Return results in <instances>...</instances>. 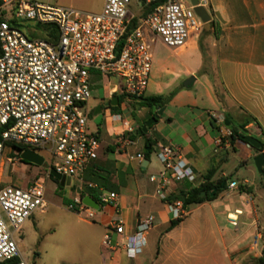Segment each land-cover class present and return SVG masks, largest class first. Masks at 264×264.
I'll return each instance as SVG.
<instances>
[{"label": "built area", "instance_id": "2783aa9c", "mask_svg": "<svg viewBox=\"0 0 264 264\" xmlns=\"http://www.w3.org/2000/svg\"><path fill=\"white\" fill-rule=\"evenodd\" d=\"M197 2L204 7L207 0ZM193 8L189 0H104L101 11L92 14L42 0H0V263L29 264L15 237L35 212L42 213L47 206L45 187L39 180L15 187L4 181V167L13 170L23 163L20 156L25 151L44 159L43 153L50 158L48 176L53 170L76 180L81 188L84 173L100 150L98 130L89 131L84 111L97 85L92 77L117 82L109 89L110 97L120 94L125 101L142 97L151 73V44L158 39L172 51L185 47L202 28ZM208 115L217 132L213 152L232 149L236 140L232 141L234 134L225 124L224 113L210 111ZM112 118L122 122L123 134L135 131L121 115ZM244 131L263 140L254 123ZM125 140L133 144L130 138ZM157 150L162 168L149 182L155 184L154 193L162 197L172 220L183 219L187 207L181 200H168L166 187L194 183L197 176L172 148L158 145ZM132 159L140 163L143 156ZM236 186V182L229 184L231 189ZM99 192V210L84 205L79 195L67 210L93 221L96 211L113 207L115 214L102 245L109 247L113 233L121 238L128 257H136L146 246L154 217L139 218L133 231L125 234L117 213L118 195ZM229 221L236 226V219ZM259 244L264 246V233L254 234L252 247Z\"/></svg>", "mask_w": 264, "mask_h": 264}, {"label": "crops", "instance_id": "0c3cea01", "mask_svg": "<svg viewBox=\"0 0 264 264\" xmlns=\"http://www.w3.org/2000/svg\"><path fill=\"white\" fill-rule=\"evenodd\" d=\"M204 8L211 17L208 31L201 37H191L185 47L175 50H189L191 55L170 67L173 75L167 71H158V76L150 73L143 96L170 98L147 133L128 145L125 128L112 114L107 125L97 128L100 150L95 165L99 173L109 174V185L116 190L117 213L124 222L125 234L133 231L139 218L150 214L155 219L146 246L134 258L128 257L121 238L113 233L109 247L102 245L115 214L113 207L103 208L93 222L82 219L87 227L86 240L92 237L101 264H255L261 256L263 245L254 248L252 241L255 233H264V189L260 181L263 193H254V184L248 178L254 179V159L259 154L241 140H236L227 152L214 153L217 132L208 112H223L235 127L254 123L264 142V0H207ZM180 77H194L195 81L184 88ZM98 79L92 77L94 83ZM109 93L106 100L112 98ZM158 110L138 108L125 121L130 128L141 129ZM147 142L152 149L146 159ZM158 145L172 148L197 176L194 183L169 184L168 200L178 191L199 188L212 169L211 183L227 178L229 153L235 160L234 167L241 168L235 170L237 175L245 172L248 176L241 182L227 181L215 200L196 205L205 213L193 215L188 206L182 222L166 232L171 214L162 197L155 195V184L149 182L162 168ZM137 154L143 156L140 163L132 159ZM231 182L237 183L233 189L229 188ZM229 218L236 219V226Z\"/></svg>", "mask_w": 264, "mask_h": 264}, {"label": "rangeland", "instance_id": "374dc122", "mask_svg": "<svg viewBox=\"0 0 264 264\" xmlns=\"http://www.w3.org/2000/svg\"><path fill=\"white\" fill-rule=\"evenodd\" d=\"M42 2L56 3L59 6L71 7L81 12L97 14L101 11L104 0H42ZM202 32L203 25L197 37L202 36ZM151 52V74L155 76H158V71H167V74L171 71V66L176 67L179 61H183L191 55L189 50L183 53L173 52L158 39H154L151 44ZM173 73L175 74V72ZM170 75L173 74L170 72ZM168 78L170 79V77ZM180 78V83L186 80L184 77ZM98 80L100 81L92 88L91 97L85 103L84 108L85 113L88 115V129L90 132L97 131L98 126L107 125L110 121L111 112L109 109L102 107V113L97 116L93 115V111L98 105H103L109 101L106 100V94L111 87L117 84L116 81L107 78H99ZM120 110L122 119L126 120L127 116L136 114L138 107L136 103L129 100L120 105ZM118 123L122 124V122ZM40 154L45 159L42 167L26 163L16 165L13 170L7 166L4 167V181L6 183L22 188L35 180H39L45 187L47 206L44 212H35L24 223L21 234L15 237L22 247L23 258L29 264H101L97 257L96 248L91 243L92 237L90 236L89 241L86 240L87 227L82 222L84 218L67 210V205L64 203V200L71 201L77 195L76 189L80 188L78 182L73 181L75 189L64 187L60 190L47 174L50 162L49 156L43 153ZM234 164L235 160L231 158L229 153V159L225 167L228 173V181L241 182L248 175L245 172L237 175L235 170L241 168L234 167ZM254 173L253 180L249 176L248 178L254 184V193L261 194L263 193L260 188L261 177L257 170ZM258 202L261 201L258 200ZM189 209L193 211V215L205 213L204 210H197L196 205L189 206ZM98 213V211L95 212L96 215ZM95 220L96 218L93 221ZM224 225L231 228L226 223ZM155 253L156 248L154 247L153 255Z\"/></svg>", "mask_w": 264, "mask_h": 264}, {"label": "trees", "instance_id": "16d2710c", "mask_svg": "<svg viewBox=\"0 0 264 264\" xmlns=\"http://www.w3.org/2000/svg\"><path fill=\"white\" fill-rule=\"evenodd\" d=\"M147 12H148V9L143 12V15L146 14ZM42 29L48 30L49 28L42 27ZM202 34H205V32L203 31ZM198 47L201 50V39L200 38L198 39ZM115 96H117L118 98V106L108 108L112 115L121 114L120 105L125 102V98L122 95L116 94ZM169 98L170 97H164L160 95L159 96H142L139 98H133L131 99V101L136 103L138 108L161 109L169 101ZM225 124L226 126L230 127L233 131V134H234V137L232 138L233 142L235 140H242V138L248 134L247 131H244L245 126H238V127L232 126L230 122L227 121V119H226ZM138 130H140V127L131 133H125L124 136L133 140L139 136L145 135L143 133L141 135H138L137 133ZM259 141L261 143V147L259 149H254L252 147L250 148L255 154H264V142L261 139H259ZM151 149H152V145L149 142H147L146 151L144 152L146 159L148 158ZM95 162L84 173V176H83L84 185L80 188L81 194L79 195V197L82 199L84 196H90L101 206L99 198H98L100 194L99 189H102L104 191H110V192H115L116 190H114L109 185V181H108L109 174L104 171L102 173L101 172L99 173V169L95 165ZM214 172H215V169H212L204 175L203 178L205 180V183H203L199 188L190 189L188 191H182V190L178 191L177 194L171 198V200H181L186 207L191 206V205H199L204 202H210V201L215 200L218 194L226 188V185H225L222 190L219 189V187L224 182L226 183L228 181V178H221L216 183H211L210 180ZM260 177H261V185H262V188L264 189V167L262 169V174L260 175ZM49 178L54 183H56L57 187L60 190H62V188L59 186V183L56 179L52 178L50 175H49ZM88 184H93L96 186V188H89ZM214 187L218 188V191L215 192V194L211 197L209 193L212 191ZM73 189H75V187H73ZM202 193H205V195L201 196ZM70 202L71 201L64 200V203L66 205H68ZM182 220L183 219L171 220L166 229V232L175 228L180 222H182ZM255 262H256L255 264H264V246L261 250V256ZM0 264H8V263H0Z\"/></svg>", "mask_w": 264, "mask_h": 264}, {"label": "water", "instance_id": "95a60500", "mask_svg": "<svg viewBox=\"0 0 264 264\" xmlns=\"http://www.w3.org/2000/svg\"><path fill=\"white\" fill-rule=\"evenodd\" d=\"M189 2L194 7L193 10L203 25V31L207 32L208 29L210 28V23H211V17L208 11L203 6H199L197 0H189ZM194 81H195L194 77H189L188 79L184 81L183 87L184 88L191 87ZM117 106H118V98L117 96H113L109 101L105 102L103 105H98L94 109L93 115L94 116L100 115L102 113V107H104L105 109H108L110 107H117ZM163 111H164V108L158 110L157 113L151 119H149L140 130L137 131L138 135H141L142 133L146 134L148 131V128L158 120V118L161 116ZM241 141L246 143L247 145H249L250 147L254 149H259L261 147L260 141L252 136H244ZM20 158L24 163L31 164L37 167H42L44 164V159L40 155L34 152H31V151L23 152ZM145 164H146V161L142 163V165H145ZM254 165H255L257 172L261 175L262 169L264 167V154H259L258 156L255 157ZM49 175L58 181L59 186L61 188H64V187L73 188L74 187L73 182L69 178H64L56 174L53 170L49 171ZM225 184L226 183L224 182L219 187V189L222 190ZM217 191H218V188L214 187L212 191L209 193V195L212 197ZM76 193L77 195H80L81 190L77 188ZM204 195L205 193H202L201 196H204ZM82 203L86 205L87 207H90L94 210H99L98 203L94 199H92L90 196H84L82 198Z\"/></svg>", "mask_w": 264, "mask_h": 264}, {"label": "flooded vegetation", "instance_id": "af4514ba", "mask_svg": "<svg viewBox=\"0 0 264 264\" xmlns=\"http://www.w3.org/2000/svg\"><path fill=\"white\" fill-rule=\"evenodd\" d=\"M185 1H187V0H185Z\"/></svg>", "mask_w": 264, "mask_h": 264}]
</instances>
